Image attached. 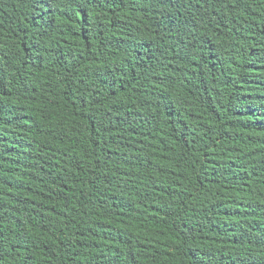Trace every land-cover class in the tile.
I'll use <instances>...</instances> for the list:
<instances>
[{"label": "trees", "instance_id": "trees-1", "mask_svg": "<svg viewBox=\"0 0 264 264\" xmlns=\"http://www.w3.org/2000/svg\"><path fill=\"white\" fill-rule=\"evenodd\" d=\"M0 264H264V0H0Z\"/></svg>", "mask_w": 264, "mask_h": 264}]
</instances>
